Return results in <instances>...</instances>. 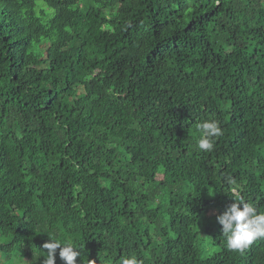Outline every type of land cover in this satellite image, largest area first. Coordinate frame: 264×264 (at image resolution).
Listing matches in <instances>:
<instances>
[{
    "label": "trees",
    "instance_id": "16d2710c",
    "mask_svg": "<svg viewBox=\"0 0 264 264\" xmlns=\"http://www.w3.org/2000/svg\"><path fill=\"white\" fill-rule=\"evenodd\" d=\"M88 1L0 0V264H41L48 234L76 264H122L163 213L186 233L233 188L264 209V0ZM208 119L223 135L195 152ZM31 170L63 204L49 215L12 212Z\"/></svg>",
    "mask_w": 264,
    "mask_h": 264
},
{
    "label": "clouds",
    "instance_id": "9594fccd",
    "mask_svg": "<svg viewBox=\"0 0 264 264\" xmlns=\"http://www.w3.org/2000/svg\"><path fill=\"white\" fill-rule=\"evenodd\" d=\"M81 1L82 8L92 7L88 0ZM119 68L120 63L117 69ZM196 130L199 135L197 142L193 141V149L198 153L213 150V139L223 135L219 121L213 119L199 122ZM154 146H157L156 142ZM38 176V171L31 170L26 173L20 191L14 193L18 196L21 194L18 202L10 200L12 195L9 196L8 202L14 206L13 213H19L22 217H41L53 213L63 205L38 188ZM164 180L163 173L156 174L157 183H163ZM3 181L13 184L17 181V176L13 174L11 182ZM173 193L177 195V190ZM231 193L233 200L205 211L208 222L204 226L192 227L186 233H180L175 226L169 224L170 217L163 213L162 222L166 229L156 231L153 226H145V236L129 238L126 250L121 253L122 264H177L184 258L197 259L202 264H223L225 248L243 252L252 244L257 247L264 246V209L258 203L245 200L236 188ZM164 195L163 193L162 196ZM216 198L210 197L209 201L213 202ZM160 205H166V202L161 200ZM51 224H46L42 231L50 228ZM48 235L50 238H43L37 244L38 249L44 252L41 264H76L81 253L73 241L63 240V236ZM25 261L29 263L31 260ZM92 262L88 261V264Z\"/></svg>",
    "mask_w": 264,
    "mask_h": 264
}]
</instances>
